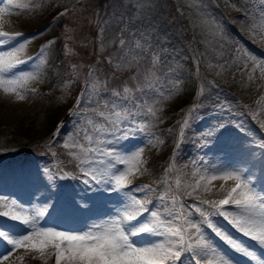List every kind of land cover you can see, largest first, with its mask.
I'll use <instances>...</instances> for the list:
<instances>
[{
  "label": "rangeland",
  "instance_id": "rangeland-1",
  "mask_svg": "<svg viewBox=\"0 0 264 264\" xmlns=\"http://www.w3.org/2000/svg\"><path fill=\"white\" fill-rule=\"evenodd\" d=\"M79 1L81 3L78 6ZM14 3L27 4L28 7L16 9ZM61 3V0H13V4H9L8 0H4L0 5L9 9L4 14V21L14 30L24 34L10 45L0 46V51H9L12 45L18 47L24 44L19 59L26 63L20 65L17 71L36 75V79L29 81L27 88L21 90L25 94L22 101L0 92V153L10 152L0 157V196L15 200L9 195L10 192H15L23 197L22 189L19 190L13 182L16 172L14 170H18L21 175H28L27 183L33 175L39 178V183L35 188L36 200L33 203H17L30 210L47 206L43 218L47 220H50L53 209L57 208L58 216L55 217V222H62V225L56 228L59 230H64L65 225L75 232L76 227L84 224L85 220L87 230L92 223L114 216L133 196L142 200L147 198V206L152 203L151 211L163 216L166 210L162 205L167 203L170 207L171 201H161L160 195L167 190L168 184L175 187L174 182L178 175L182 184L185 181L194 183L199 179V175H211L213 170L224 169L226 166L224 160H219L222 153L217 157L212 152L204 151L211 146L210 138L218 134L216 131H232L227 128L234 120L229 119V115L234 113V107L227 98L228 88L237 93V85L239 89H254L255 85H259L258 80L264 85V75L261 73V67H264V28L260 27L264 0H121L123 11L119 15L112 13L108 20L99 8H95V15L99 17L94 18V31H91L93 33L89 41L74 33L84 30L86 34L93 26L85 21V11L88 7L83 0H64L58 7ZM126 10L132 11L131 19L124 13ZM76 16L75 26H69L70 20ZM105 20L107 21L104 22ZM121 22L132 24L136 30L140 28L143 32L131 33L125 26L123 32L118 34L110 32L108 28L105 30L106 26H118L115 24ZM157 25L162 32H155ZM253 25L257 27L253 28ZM108 32L111 35L110 46L117 44L121 47H118L117 56L114 52L108 53L106 46H100L98 51L104 53L101 56L102 61H89L84 57V45L87 43V46L88 42L96 37L100 39L102 34L105 37ZM121 41H124V44H121ZM137 42L141 47L136 46ZM57 43H61L63 53L55 45ZM52 47L57 49L53 53ZM89 54L95 55L91 51ZM254 65L260 67H256L253 72ZM111 67L117 71H112ZM249 73L253 76L251 81L248 79ZM75 81L79 82L80 91L76 98L77 91L71 95L76 102L75 109L70 110L72 117H68L65 122H58L59 108L54 104L57 103L59 95H64L60 101L70 108L71 103L65 98L71 93V85L77 84ZM125 87L132 89L131 96L136 98L133 102L112 96L113 91L123 93ZM232 91L231 93H234ZM188 95L191 97L183 99ZM262 97L264 86L256 100V110L248 116L260 129L259 136L250 133L252 144L257 145L258 151L241 158L239 155L235 156L239 154L238 151L235 154L231 152L227 160L228 164L232 165L225 168L244 170L254 184L264 171L251 162L256 157L264 160V147H261L264 144V127L259 126L264 124ZM106 102L108 107H105ZM112 103L132 109L137 113L135 120L144 124L146 130L140 131L137 123H133L131 127H112L97 114L100 111H109ZM134 104L154 106L159 109L157 117L147 115L146 107L135 108ZM177 108L180 109L179 112H176L179 110ZM208 112L209 115L218 116L219 120L213 127L207 128L202 121ZM237 112L241 114V121L248 120L246 113L241 109ZM177 113L179 114L176 115ZM174 115L178 118L174 119ZM185 118L189 124L181 135V125ZM89 120L93 123L89 124ZM168 122L171 124L167 128L165 123ZM96 125L103 126L107 131L98 133L95 130ZM237 125L242 126L237 123L234 130L239 129ZM86 135L92 136L93 141L99 143L89 144L85 140ZM12 136L21 138V141H16ZM66 141L86 147H99L102 151H115L121 156L131 155L142 149L146 171L135 176L132 179V190H125L124 193L109 191L108 185H97L95 181L85 184V178L77 166L78 161L68 153L75 152L81 158L83 154L77 148H65ZM33 142L40 145L39 149L35 147L11 152L15 144ZM90 159L95 161L94 168L108 172L115 170L112 164L108 163L110 159L115 163L114 158L97 154ZM170 165H174V170L167 174L165 183V170ZM72 166L77 167L75 173ZM115 168L123 170L125 165L116 163ZM64 172L72 173L73 176L62 178ZM193 172H198V175L193 176ZM221 183L219 180L214 181L212 193L201 191V197L222 198L223 194L216 192ZM230 184L231 182H228V185ZM143 185H149L152 191L135 190ZM64 186L68 188L67 196L61 200L56 196ZM107 195L112 198L107 199ZM182 200L186 204L197 203L194 197L182 196ZM3 210L6 209L0 208V211ZM96 212L100 214L94 217ZM84 213H88V217L84 216ZM149 219L150 213L144 215L143 220ZM200 219L196 213L195 220ZM211 219L230 234L224 226L219 225L217 215ZM3 220L11 228H5ZM46 227L51 228L50 225ZM204 228L207 238L226 253L215 241L213 232L207 229L206 225ZM0 231L16 235L26 230L19 222L0 217ZM134 239L137 245L139 241L144 245L156 238L141 235ZM237 242L245 245L239 240ZM8 246L0 240V254ZM248 250L256 253L251 248ZM17 251L23 253L16 252L14 256L24 254V249ZM186 258L189 260L185 264H192L188 256L184 257V261ZM10 259L14 260V257ZM5 264L9 262L6 261ZM14 264H20V261L15 260ZM23 264L42 262L26 256ZM48 264H54V258L49 260Z\"/></svg>",
  "mask_w": 264,
  "mask_h": 264
},
{
  "label": "snow or ice",
  "instance_id": "snow-or-ice-1",
  "mask_svg": "<svg viewBox=\"0 0 264 264\" xmlns=\"http://www.w3.org/2000/svg\"><path fill=\"white\" fill-rule=\"evenodd\" d=\"M8 3L13 4V0H8ZM13 6L16 9L28 7L27 4L22 3H14ZM8 11V7H0V46L10 45L22 35L19 32L10 33L4 30L6 22L3 17ZM260 27L264 28V12ZM121 44H124V41H121ZM136 46L141 47L139 42ZM24 47V44L18 47L12 45L9 51H0V92L6 96H13L17 101L25 99V94L21 90L27 88L29 81L36 79V75L31 72L17 71L20 65L26 63L19 59V53ZM155 60L154 56V63ZM256 67L260 65H254L253 72ZM261 73L264 75V67H261ZM248 79L249 81L253 79L251 73L248 74ZM131 93L132 89L125 87L123 93L113 91L112 96L122 101L133 102L136 98L132 97ZM105 107H108V102ZM134 107H146V114L151 117H157L159 111L152 105L134 104ZM97 114L114 128L124 125L131 127L133 123H137L140 131L146 130L144 124L135 120L137 113L122 104L112 103L109 111H100ZM88 123L93 122L89 120ZM188 124L189 121L185 118L181 125V135ZM261 126L264 127V124ZM95 130L98 133L107 131L101 125H96ZM85 140L89 144L99 143L93 141L90 135H86ZM64 147L77 148L83 154L81 158L75 152L68 153L78 161L77 166L81 169L85 184H91L93 181L97 185L105 184L109 186V191L118 194L124 193L125 190L131 191L132 179L146 171L142 149L134 154L121 156L115 151H102L99 147H86L71 141H66ZM261 147H264V144ZM97 154L114 158L115 163L112 159L108 163L112 164L115 170L108 172L94 168L95 161L90 157ZM100 162L103 163L102 160ZM116 163L125 165V168L116 169ZM173 170L174 165H170L165 170V183H167V174ZM196 175L198 172H193V176ZM72 176V173L64 172L62 178ZM217 180L222 181L216 190L217 194H223L222 198H202L201 191L212 193L215 187L213 182ZM228 182L231 184L228 185ZM174 183V188L168 184L167 190L160 195L161 201H171L170 207L167 203L162 205L166 210L165 215L161 216L151 211L147 207V198L142 200L133 196L114 216L94 222L82 232L44 228L40 226V221L45 217L47 206L30 210L22 207L15 200L0 196V208L6 209L0 211V217L19 222L26 228L24 233L16 235L0 231V240L11 246L8 253L0 256V264H5L6 261L14 264L15 260L23 264L26 256H31L42 264H48L53 258L54 264H184L185 256L190 258L192 264H234L226 253L207 238L205 225L225 245L257 261L253 252L218 227L211 217L216 215L223 217L237 232L264 248V188H257L245 171L238 168L215 169L211 175L206 173L199 175V179L194 183L185 181L182 184L178 175ZM135 190L152 191L149 185L137 187ZM182 196L194 197L197 203L186 204ZM204 205L208 207L205 208ZM145 213H150L149 220H143ZM196 213L201 217L199 221L195 220ZM141 235L156 239L140 246L136 244L134 237ZM19 249H24V254L14 256ZM13 257L14 260L10 259ZM258 264H264V259L259 260Z\"/></svg>",
  "mask_w": 264,
  "mask_h": 264
},
{
  "label": "trees",
  "instance_id": "trees-1",
  "mask_svg": "<svg viewBox=\"0 0 264 264\" xmlns=\"http://www.w3.org/2000/svg\"><path fill=\"white\" fill-rule=\"evenodd\" d=\"M62 3L60 5H62L64 3V0H61ZM85 1V2H84ZM120 1L121 0H83V3H85L86 7H88V10L85 11V21L86 23L89 25L90 23H93V17H92V14H94L95 12V8H99L100 12L103 14V16H107L109 15L108 17H110L113 14H116V15H119L121 13V10H122V4H120ZM81 3V1H79L77 3V5L79 6ZM120 4V7H118V5ZM76 5V7H77ZM112 7H114V10H112ZM76 18L77 16L74 18V19H71L70 20V25L71 27L75 26V23H76ZM50 19V18H49ZM93 28V27H92ZM91 28V30H92ZM109 30V29H108ZM82 32H85L84 30H80L78 32H74V33H77V35L79 37H83L84 33ZM237 88H239L237 86ZM240 90V95H244L245 97V100L246 101H250L252 100V90L247 88V89H239ZM187 97H191V96H185V98L183 99H186ZM179 109V108H177ZM179 110H177L176 112H179ZM179 113H177L176 115H178ZM174 115V119L178 118V116ZM170 124L171 122H168V123H165V125L168 127H170ZM16 141H21V138L17 137V136H12Z\"/></svg>",
  "mask_w": 264,
  "mask_h": 264
},
{
  "label": "bare ground",
  "instance_id": "bare-ground-1",
  "mask_svg": "<svg viewBox=\"0 0 264 264\" xmlns=\"http://www.w3.org/2000/svg\"><path fill=\"white\" fill-rule=\"evenodd\" d=\"M4 30L5 31H8V32H10V33H15V32H17L18 30H14V28H12L9 24H7V23H5L4 24ZM85 216H86V214H85ZM87 217V216H86ZM19 253H23L22 251H17V254H19ZM264 258V257H263Z\"/></svg>",
  "mask_w": 264,
  "mask_h": 264
}]
</instances>
